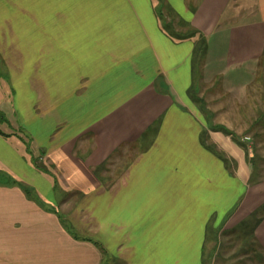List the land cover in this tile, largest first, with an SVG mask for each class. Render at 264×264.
Listing matches in <instances>:
<instances>
[{
	"label": "crops",
	"instance_id": "crops-1",
	"mask_svg": "<svg viewBox=\"0 0 264 264\" xmlns=\"http://www.w3.org/2000/svg\"><path fill=\"white\" fill-rule=\"evenodd\" d=\"M263 30L264 0H0V112L17 123L0 130V264H102L108 251L112 264H203L206 235L260 209L264 182L248 184L242 148L192 106V53L199 36L232 38L218 73L249 76ZM22 134L33 161L8 142ZM254 236L264 259V216Z\"/></svg>",
	"mask_w": 264,
	"mask_h": 264
},
{
	"label": "rangeland",
	"instance_id": "rangeland-1",
	"mask_svg": "<svg viewBox=\"0 0 264 264\" xmlns=\"http://www.w3.org/2000/svg\"><path fill=\"white\" fill-rule=\"evenodd\" d=\"M156 12L162 23L166 21V18L170 14L167 9L163 8L157 9ZM178 26L179 25H177V23L175 24L174 21L170 27H166V29L170 32H173V29H182L181 26ZM178 35L177 33H173V36ZM263 36L264 30L259 31V34H257L258 42L260 38L263 39ZM217 38L219 39L220 35L217 36ZM204 40L206 43V50L202 61L200 62L197 59L193 64L192 84H194L195 91L193 90L192 96L190 97L189 95L188 97L192 99V106L198 111V114L200 113L202 119L204 118L206 124L210 128L212 126L224 127L234 134L235 140L233 138L232 140L234 144H238L237 146L242 148L246 167L250 171L248 184L252 185L254 182H264V117L259 118L260 115H264V61L261 66L257 62L252 68L253 71L249 76H247L245 72L240 75L241 72H239V70L233 71L232 74L228 73L229 75H222L218 73L226 69V65H224L222 61L236 54L232 49V38H222L218 41L214 39V37L208 39L204 37ZM246 45L247 43L244 46ZM255 48L256 46L253 47V49ZM4 65L2 59H0V77H2L1 74L4 71ZM261 72L263 76L259 75ZM258 75L259 79L257 78L256 80L255 78ZM230 78H238L237 80H233V82L235 84H241L240 82H243V85L241 87L235 86L231 89L230 86L226 84V79ZM7 82L5 83L8 84L9 82ZM195 95L203 101L202 106H199V103L193 100ZM29 96L31 99L32 96ZM4 115L5 114L0 112V130L7 133L15 132L17 123L13 122V116L9 114L5 115L8 119H12V127L9 126L10 124L4 123L6 119ZM257 118L259 119L257 120ZM206 134L208 135L207 132ZM20 140L11 137L8 142L12 145H16L20 150L22 149V151H25L26 157L33 161L35 156L32 154V151L29 150L31 148L30 139L22 134ZM206 142L208 144L212 142L210 138L208 140V136L206 137ZM126 158L127 157H122V159ZM34 162L38 166L49 171V166L44 165L43 161L39 162L34 160ZM112 163L109 165L111 166L109 169L110 174L119 172L122 168V166H120L122 162H114L113 165ZM232 167V172L235 174L234 163ZM48 174L51 176L53 175L51 171H49ZM9 179L10 181L12 180L10 177ZM54 179L56 180V178ZM218 181L220 180L218 179ZM242 181L244 182L243 184H247L246 179ZM244 186L245 185L242 186L240 182L234 180L231 209H234L242 198V194L245 192ZM30 192L33 194L36 193L33 190H30ZM226 210V216L228 217V206ZM222 213H224V211L221 212V215ZM263 216V211H260L257 217L247 219L232 229L228 228L224 233L217 232V234L211 233L206 235L207 238L203 245V264H264V259H262L260 250L257 249V242L254 236V228L258 222L257 220L259 217L262 218ZM220 217H214L211 221L220 223L215 226V228L212 226L210 228L211 230L217 229L221 231V222L225 218ZM66 222L69 224L67 218ZM107 254L109 258L108 256L105 257L102 260V264H112L113 258L110 251H108Z\"/></svg>",
	"mask_w": 264,
	"mask_h": 264
},
{
	"label": "trees",
	"instance_id": "trees-1",
	"mask_svg": "<svg viewBox=\"0 0 264 264\" xmlns=\"http://www.w3.org/2000/svg\"><path fill=\"white\" fill-rule=\"evenodd\" d=\"M196 34H197V32H196V31H193L192 33H188V34L186 33V34L178 35L177 37H178L179 39H182V38H187V37H190V36H195ZM205 50H206V43H205L204 37H203V36H199V39L197 40V42H196V44H195V47H194V50H193V53H192V58H191V60H192V67H193L194 62H195L197 59H198L200 62L202 61V58H203L204 53H205ZM263 61H264V50H263V52H262V55H261V56L259 57V59H258V63H259L260 66L262 65V62H263ZM259 75H260V76H263L262 72H261ZM259 75L255 78L256 80H257V78L259 79ZM193 85H194V84H192V85L190 86V89H189V91H188V94L190 95V97H191L192 94H193L192 91H193V90L195 91V88H194ZM193 100H194L195 102L199 103V106H202V105H203V101H202L201 99L197 98L196 95L194 96V99H193ZM261 117H264V115H260V116H259V118H261ZM259 118H257V120H258ZM257 120H256V122H257ZM211 129L216 130V131H221V132H223L224 134H226V135H228V136H231V138H233V139L235 140V136H234V134H233L232 132H230L229 130H227L226 128H224V127H216V126H212ZM150 131H151V129H150ZM152 131H153V128H152ZM145 136H146V134H144L143 137H145ZM206 137H207V135H205V134L203 135V134H202V142H203V144L206 145L207 147L213 149L214 147L211 146V145H209V144L206 142ZM36 167H37L39 170L47 171L46 169H44V168L41 167V166L36 165ZM102 167H103V166H102ZM98 169H99L98 167H95V168L93 169V171H94L95 174H97ZM10 182H12L13 184H16V185H18V186L23 187V189H24L25 192L28 194V196H34V194H33L32 192H30V190H29L27 187L22 186V183H21V182L16 181V180H13V179H12ZM55 182H56V181H55ZM260 211H263V215H264V205H262V207H260V209L254 211L252 214H250V216H249L248 219L253 218V217H257V215L259 214ZM260 219H261V218L259 217V219H258L257 221L259 222ZM258 222H257V223H258ZM256 246L258 247V244H257ZM257 249L260 250L259 247H258Z\"/></svg>",
	"mask_w": 264,
	"mask_h": 264
}]
</instances>
